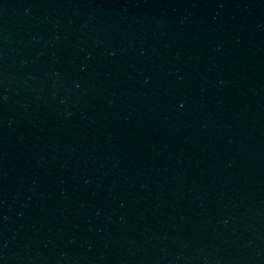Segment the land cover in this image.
Wrapping results in <instances>:
<instances>
[{
  "label": "water",
  "instance_id": "1",
  "mask_svg": "<svg viewBox=\"0 0 264 264\" xmlns=\"http://www.w3.org/2000/svg\"><path fill=\"white\" fill-rule=\"evenodd\" d=\"M0 264H264V0H0Z\"/></svg>",
  "mask_w": 264,
  "mask_h": 264
}]
</instances>
